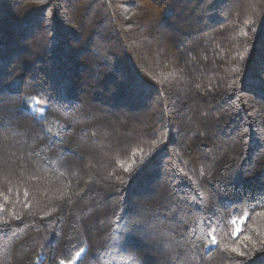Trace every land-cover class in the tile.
<instances>
[{"label":"trees","instance_id":"obj_1","mask_svg":"<svg viewBox=\"0 0 264 264\" xmlns=\"http://www.w3.org/2000/svg\"><path fill=\"white\" fill-rule=\"evenodd\" d=\"M0 264H264V0H0Z\"/></svg>","mask_w":264,"mask_h":264},{"label":"snow or ice","instance_id":"obj_2","mask_svg":"<svg viewBox=\"0 0 264 264\" xmlns=\"http://www.w3.org/2000/svg\"><path fill=\"white\" fill-rule=\"evenodd\" d=\"M125 171H129V169H125ZM246 218V217H245ZM233 224H235V220L232 221ZM240 231V228L239 227H235L234 228V234L239 232ZM209 235L212 237L211 239V243L212 244H215L216 243V239H215V234H214V231L213 232H210ZM245 239H248L247 237H245ZM232 251H237L235 248L232 249Z\"/></svg>","mask_w":264,"mask_h":264},{"label":"rangeland","instance_id":"obj_3","mask_svg":"<svg viewBox=\"0 0 264 264\" xmlns=\"http://www.w3.org/2000/svg\"><path fill=\"white\" fill-rule=\"evenodd\" d=\"M239 223H240V222H237L236 227H239Z\"/></svg>","mask_w":264,"mask_h":264}]
</instances>
